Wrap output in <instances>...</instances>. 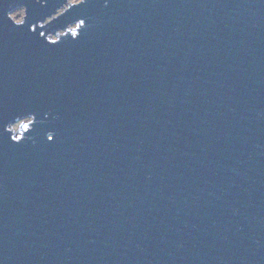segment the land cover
Listing matches in <instances>:
<instances>
[{"label":"water","instance_id":"95a60500","mask_svg":"<svg viewBox=\"0 0 264 264\" xmlns=\"http://www.w3.org/2000/svg\"><path fill=\"white\" fill-rule=\"evenodd\" d=\"M0 264H264V0H0Z\"/></svg>","mask_w":264,"mask_h":264},{"label":"rangeland","instance_id":"374dc122","mask_svg":"<svg viewBox=\"0 0 264 264\" xmlns=\"http://www.w3.org/2000/svg\"><path fill=\"white\" fill-rule=\"evenodd\" d=\"M22 14H23V7L22 6L15 7L13 10L10 11V15L14 20H20ZM16 126H17V123H14L13 127L16 128Z\"/></svg>","mask_w":264,"mask_h":264}]
</instances>
